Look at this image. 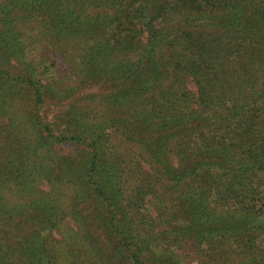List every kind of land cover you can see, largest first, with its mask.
I'll use <instances>...</instances> for the list:
<instances>
[{
    "label": "trees",
    "instance_id": "trees-1",
    "mask_svg": "<svg viewBox=\"0 0 264 264\" xmlns=\"http://www.w3.org/2000/svg\"><path fill=\"white\" fill-rule=\"evenodd\" d=\"M4 127L0 264H264V0H0Z\"/></svg>",
    "mask_w": 264,
    "mask_h": 264
},
{
    "label": "rangeland",
    "instance_id": "rangeland-1",
    "mask_svg": "<svg viewBox=\"0 0 264 264\" xmlns=\"http://www.w3.org/2000/svg\"><path fill=\"white\" fill-rule=\"evenodd\" d=\"M15 74L18 75V71L17 70L15 71ZM48 111H49L48 112V116H49L48 120L51 121L52 120L51 118H54L55 116H57L58 112H57V110H53V109H50ZM10 132L12 133L14 131L13 130H9V132L5 134V127L2 129V131L0 132V146H5V145L8 144V147H12L13 145H15L14 139L13 140H9L8 139V134H11ZM1 151H2V148H0V152ZM72 151H73L72 147L71 148H66L64 150L65 154L66 153L68 154V153H70ZM91 211H92L91 208H89V210L88 209L85 210L86 214L91 213ZM23 221H24V223L22 225H20V227L17 226L16 230L10 235L9 240L6 239V241H3V242H5L7 251L9 253H11L13 251V254H15L16 250H20L21 244L24 241H26L28 238H31V240H32L31 235L34 234V232L41 231L42 227L47 226V222H44V221H47V220L46 219H42L40 216H38V217H31V216L27 217V216H25V217H23ZM2 223H3V221L1 222V224ZM113 243H115V242H113ZM112 244L108 248L109 253L113 252ZM50 247H52V245ZM118 249H121V248L118 247L117 250ZM122 250H126V248L123 246ZM73 251H74L75 256L77 257L76 252H78V251H75L74 248H73ZM126 256H127L126 259H119L118 257H116V258L113 257L114 260H112L110 264H123L124 261H127L128 264H136V260L134 259L133 255L128 250H126ZM25 260L29 261L28 257H25ZM86 264H95V263L92 262L91 260H89V258H88V260H86Z\"/></svg>",
    "mask_w": 264,
    "mask_h": 264
}]
</instances>
